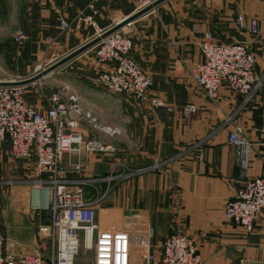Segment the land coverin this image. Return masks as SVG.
Masks as SVG:
<instances>
[{
	"label": "crops",
	"instance_id": "1",
	"mask_svg": "<svg viewBox=\"0 0 264 264\" xmlns=\"http://www.w3.org/2000/svg\"><path fill=\"white\" fill-rule=\"evenodd\" d=\"M34 5L40 24L36 28L66 32L59 25L65 19L70 32L91 34L94 28L80 17L92 14V9L97 10L93 19L102 29L137 11L136 0H34ZM238 15L243 16V26L237 23ZM251 19L258 23L257 33L250 31ZM131 30L133 58L153 79V91L173 110L151 108L94 86L91 79L104 66L87 59L88 66L74 73L75 79L61 80L58 88L67 85L82 109L95 118V127L85 119L77 131L85 140L108 148L63 156L67 186L81 184L88 199L106 192L95 204L101 229L146 231L154 249L165 236L180 232L194 240L203 264H264V213L257 216L251 232L222 214L242 174L227 144L234 124L241 125L253 143L246 177L264 172V0H165L132 21ZM205 32L218 43L247 42L260 81L248 101L226 86L220 87L216 102L210 101L191 80V67L202 60ZM36 92L41 94L42 87ZM42 102L36 98V103H29L42 109ZM186 103L198 107L189 125L181 113ZM228 116L231 121H226ZM27 189L31 214L7 210L1 219L0 250L11 242L15 254L40 252L46 260L51 240L35 230L48 224L50 215L32 208ZM131 264L146 262L133 251Z\"/></svg>",
	"mask_w": 264,
	"mask_h": 264
},
{
	"label": "built area",
	"instance_id": "2",
	"mask_svg": "<svg viewBox=\"0 0 264 264\" xmlns=\"http://www.w3.org/2000/svg\"><path fill=\"white\" fill-rule=\"evenodd\" d=\"M155 1L136 0L137 10ZM96 13L97 10L92 9V14L80 15L82 23L94 28L92 38L122 20L102 29L93 19ZM131 23L92 47L96 65L104 66L97 72L96 82L110 93L124 94L151 108L172 111V105L153 91L151 77L131 54ZM237 23L243 26V16L238 15ZM59 25L62 31L70 29L65 19H60ZM250 31L258 32L255 19L250 20ZM200 51L202 60L191 67L190 77L210 101L216 102L220 87L226 86L246 102L260 86L255 76L254 56L247 42L218 43L210 32H205ZM40 97L45 103L42 109L26 100L23 87L0 85V143L8 144L13 159L34 163L38 178L27 181L30 203L32 208L44 209L50 215L48 224L38 226L39 235L51 240L50 253L46 260L40 252L18 255L11 249L13 244L7 242L0 250V264H131L133 251H138L146 264H203L194 240L183 233L165 236L154 249L146 231L131 233L125 228L101 229L98 226L95 204L106 192L88 199L81 184L69 188L61 159L80 155L83 150H105L108 146L85 140L76 130L79 122L85 119L93 122L95 127V118L82 109L79 97L70 93L67 85L50 92L43 91ZM197 112L195 104H184L181 107L184 124L189 125ZM231 120V116L226 117V121ZM227 144L232 148L242 174L234 197L224 204L222 214L251 232L257 216L264 213V172L255 178L246 177L253 143L245 137L241 125H233ZM262 153L264 155V142ZM44 192L47 195L45 203ZM81 247L93 251L91 259L77 260Z\"/></svg>",
	"mask_w": 264,
	"mask_h": 264
},
{
	"label": "rangeland",
	"instance_id": "3",
	"mask_svg": "<svg viewBox=\"0 0 264 264\" xmlns=\"http://www.w3.org/2000/svg\"><path fill=\"white\" fill-rule=\"evenodd\" d=\"M37 25L40 24L36 22L34 0H0V80H22L41 72L42 68L48 67L84 44L93 35L90 30L81 33L72 30L61 32L58 28L48 29V26L44 29L36 28ZM89 58L92 59L93 65L96 64L92 48L49 72L39 81L24 86L26 100L36 103V98H39L42 102L40 93L36 92L38 87H42L45 92L58 89L61 80L75 79L73 74L81 71L84 65L88 66L89 62L85 61ZM97 72L91 83L101 87L96 82ZM76 80H78L77 84H84L79 79ZM42 103L44 104V101ZM35 178H38V175L34 170V163L13 159L7 144L1 142L0 225L2 216L7 214V210L8 212L16 210L24 215L31 214L27 200V181ZM37 230L36 228L35 232L38 233ZM92 256V250L81 247L77 260H88Z\"/></svg>",
	"mask_w": 264,
	"mask_h": 264
},
{
	"label": "water",
	"instance_id": "4",
	"mask_svg": "<svg viewBox=\"0 0 264 264\" xmlns=\"http://www.w3.org/2000/svg\"><path fill=\"white\" fill-rule=\"evenodd\" d=\"M164 1L165 0H156L151 5H149L145 8L139 9L136 12H134L133 14L123 18L118 23H116L113 26H111L110 28L106 29L100 35H97V36L91 38L90 40H88L84 44L78 46L77 48H75L74 50H72L71 52L66 54L65 56L61 57L60 59H58L57 61H55L51 65H49L48 67L42 68L41 72H38V73H36V74H34L28 78L22 79V80H0V85L1 86H21V87H24L28 84L39 81L41 78H43L49 72H51V71L55 70L56 68L66 64L70 60L79 56L80 54L87 51L88 49L92 48L101 39L105 38L106 36L110 35L111 33L115 32V31L119 30L120 28H122L127 23L132 22V21L146 15L147 13H149L151 10L156 8L159 4H161Z\"/></svg>",
	"mask_w": 264,
	"mask_h": 264
},
{
	"label": "bare ground",
	"instance_id": "5",
	"mask_svg": "<svg viewBox=\"0 0 264 264\" xmlns=\"http://www.w3.org/2000/svg\"><path fill=\"white\" fill-rule=\"evenodd\" d=\"M43 195L45 196V201H46V198H47V197H46V196H47L46 193L44 192ZM44 203H45V202H44Z\"/></svg>",
	"mask_w": 264,
	"mask_h": 264
}]
</instances>
